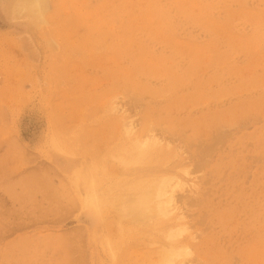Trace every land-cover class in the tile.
<instances>
[{"label":"rangeland","instance_id":"374dc122","mask_svg":"<svg viewBox=\"0 0 264 264\" xmlns=\"http://www.w3.org/2000/svg\"><path fill=\"white\" fill-rule=\"evenodd\" d=\"M16 2L0 0V264H162L183 244L173 264H264V0ZM150 128L160 148L137 158ZM160 176L182 181L173 214L123 216Z\"/></svg>","mask_w":264,"mask_h":264},{"label":"bare ground","instance_id":"6f19581e","mask_svg":"<svg viewBox=\"0 0 264 264\" xmlns=\"http://www.w3.org/2000/svg\"><path fill=\"white\" fill-rule=\"evenodd\" d=\"M46 1L47 0H17L15 6L21 8V10L23 9L25 11H29L32 13H39L44 9ZM151 130L153 129L150 128L149 134L148 132L147 133L145 132L146 133V135H144L145 137L141 135L145 139L143 138L144 140L139 141V144L137 146L138 151H136L137 158L144 156L146 153H149L151 150H156V147L159 145V142L161 140L158 141L156 136L151 135L150 134ZM127 133L128 134L134 133L132 127H128ZM136 140L138 141L139 139ZM156 144L158 145L155 146ZM198 145H200V143ZM158 147L160 148V146ZM162 151L163 150H159L157 151V153ZM181 187H182V181L176 176H160L152 179V181L142 182L141 184H139V186H137V190L135 188L136 191L134 193H131L130 195H128L123 199L122 204H123V208L125 209V210L123 209V212L124 211L125 212L124 214L122 213V215L125 217L126 215L127 216L129 215L132 218V220H136V221H139L140 219L152 220L157 216H162V217L169 216L174 212L173 206L175 205L176 202V197H177L176 193H178L177 191ZM100 197H101L100 195H96V194L92 195L91 199L89 200L90 203L88 205L92 210L97 211L100 208V206L103 205L104 201L101 200ZM189 203H193V201L191 200V202ZM170 231L171 232L169 233L168 238L170 237L169 239L171 238L175 239L180 237L184 229L179 227L177 229H171ZM173 242L170 245H173L174 244ZM176 244L177 243H175V245ZM173 246L172 247L170 246L171 248H167L166 250L164 249L165 252L162 257V264H173L175 260H178V257L190 254V252L187 250L184 244H183L184 247L183 246L173 247ZM181 264L184 263L181 262Z\"/></svg>","mask_w":264,"mask_h":264}]
</instances>
